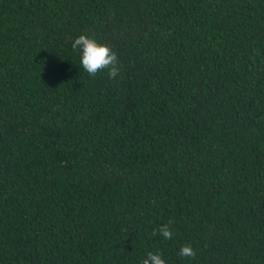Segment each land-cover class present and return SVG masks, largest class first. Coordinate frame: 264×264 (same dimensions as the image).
<instances>
[{
  "label": "trees",
  "instance_id": "obj_1",
  "mask_svg": "<svg viewBox=\"0 0 264 264\" xmlns=\"http://www.w3.org/2000/svg\"><path fill=\"white\" fill-rule=\"evenodd\" d=\"M149 252L264 264V0H0V264Z\"/></svg>",
  "mask_w": 264,
  "mask_h": 264
},
{
  "label": "clouds",
  "instance_id": "obj_2",
  "mask_svg": "<svg viewBox=\"0 0 264 264\" xmlns=\"http://www.w3.org/2000/svg\"><path fill=\"white\" fill-rule=\"evenodd\" d=\"M72 49L78 51L80 55V64L89 76L95 77L98 73L107 70V76L110 79H116L121 72L117 53L105 43H101L88 35H79L72 42ZM168 224L161 225L158 229H154L153 236L161 235L166 240H171L173 232ZM178 255L181 258H195L196 251L190 244L183 245ZM142 264H166L159 252H149L147 257L143 259Z\"/></svg>",
  "mask_w": 264,
  "mask_h": 264
}]
</instances>
